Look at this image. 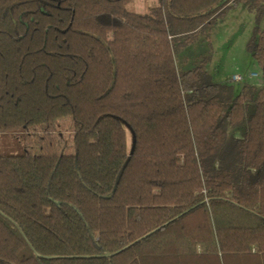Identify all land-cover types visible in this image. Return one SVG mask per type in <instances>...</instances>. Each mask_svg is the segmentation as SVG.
Listing matches in <instances>:
<instances>
[{
    "label": "trees",
    "instance_id": "obj_1",
    "mask_svg": "<svg viewBox=\"0 0 264 264\" xmlns=\"http://www.w3.org/2000/svg\"><path fill=\"white\" fill-rule=\"evenodd\" d=\"M131 1L0 0V134L35 143L0 153V264H264V0ZM240 4L236 93L177 56Z\"/></svg>",
    "mask_w": 264,
    "mask_h": 264
},
{
    "label": "rangeland",
    "instance_id": "obj_2",
    "mask_svg": "<svg viewBox=\"0 0 264 264\" xmlns=\"http://www.w3.org/2000/svg\"><path fill=\"white\" fill-rule=\"evenodd\" d=\"M160 4V0H132L127 8L140 14L148 13L150 8ZM264 25V24H263ZM256 16L244 4H240L217 21L215 28L206 36L184 49L177 56L180 69L192 67L205 54L211 55L207 67L215 82H227L234 86L237 92L244 83L261 85L263 82L262 68L248 51V43L254 33ZM251 73H258L251 77ZM239 74L244 80L237 82L232 76ZM57 130L62 138L61 154L75 153L73 132L74 122L71 116L64 117L57 122ZM242 130H235L241 135ZM133 133L127 129L128 149L133 144ZM58 139V138H57ZM33 136L25 131L0 134V153H22L35 148ZM56 142V141H55ZM58 145L59 142L57 141ZM60 146V145H59Z\"/></svg>",
    "mask_w": 264,
    "mask_h": 264
},
{
    "label": "built area",
    "instance_id": "obj_3",
    "mask_svg": "<svg viewBox=\"0 0 264 264\" xmlns=\"http://www.w3.org/2000/svg\"><path fill=\"white\" fill-rule=\"evenodd\" d=\"M258 75V73H251V77H256ZM232 80L237 82H243L244 78L241 75L236 74L232 76Z\"/></svg>",
    "mask_w": 264,
    "mask_h": 264
}]
</instances>
